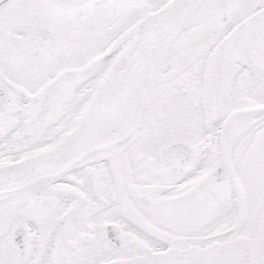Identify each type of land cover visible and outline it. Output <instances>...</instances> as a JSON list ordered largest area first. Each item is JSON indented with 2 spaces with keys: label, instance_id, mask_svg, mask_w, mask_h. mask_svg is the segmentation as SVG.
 <instances>
[{
  "label": "snow or ice",
  "instance_id": "6c2138e0",
  "mask_svg": "<svg viewBox=\"0 0 264 264\" xmlns=\"http://www.w3.org/2000/svg\"><path fill=\"white\" fill-rule=\"evenodd\" d=\"M0 264H264V0H0Z\"/></svg>",
  "mask_w": 264,
  "mask_h": 264
}]
</instances>
